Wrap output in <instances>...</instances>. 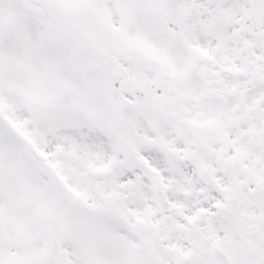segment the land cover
Here are the masks:
<instances>
[{
  "label": "snow or ice",
  "instance_id": "1",
  "mask_svg": "<svg viewBox=\"0 0 264 264\" xmlns=\"http://www.w3.org/2000/svg\"><path fill=\"white\" fill-rule=\"evenodd\" d=\"M0 264H264V0H0Z\"/></svg>",
  "mask_w": 264,
  "mask_h": 264
}]
</instances>
